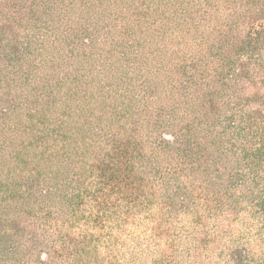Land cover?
Returning a JSON list of instances; mask_svg holds the SVG:
<instances>
[{
    "label": "rangeland",
    "instance_id": "374dc122",
    "mask_svg": "<svg viewBox=\"0 0 264 264\" xmlns=\"http://www.w3.org/2000/svg\"><path fill=\"white\" fill-rule=\"evenodd\" d=\"M35 1L0 35V264H264V194L234 178L235 127L264 105V0H87L97 23L82 0ZM128 136L138 189L111 185L115 211L86 230L97 159ZM12 219L29 247L2 239Z\"/></svg>",
    "mask_w": 264,
    "mask_h": 264
},
{
    "label": "trees",
    "instance_id": "16d2710c",
    "mask_svg": "<svg viewBox=\"0 0 264 264\" xmlns=\"http://www.w3.org/2000/svg\"><path fill=\"white\" fill-rule=\"evenodd\" d=\"M28 0H0V35L4 36L6 33H10L15 26V24L21 20L27 19L30 17L29 15V9L35 4H37V1H33L29 7L28 10H24V8L27 6L26 2ZM75 2V0H73ZM69 8H71V3L68 2ZM75 6L76 11L78 13V17L80 20L83 19L84 15L90 17L97 23L99 18H96L94 15V7L93 3H89L87 0H82L78 2ZM75 6H73L71 9H73ZM48 7V5H47ZM61 7L63 8L64 5L61 4ZM43 8H46V5L43 6ZM248 19L245 20L246 27L249 29L244 34L245 40L248 41L252 37V29L254 28V21L252 18L258 15H254L250 11L247 12ZM260 16V15H259ZM261 18V17H260ZM75 31L69 32L72 36V39L79 43V40L83 37V34H86L84 32H87L88 29H84V25H76ZM88 34V33H87ZM0 47H2L1 38H0ZM229 49H234L233 46L228 45ZM225 59V58H224ZM223 59V60H224ZM228 60V58L226 59ZM204 63V62H203ZM205 63L203 64L202 73H206L207 75L211 73L212 71H209V68H205ZM217 70L215 69L213 71V75H210L213 79H217V75L220 72L222 73L224 71V65L223 64H216ZM219 69V71H218ZM200 70V71H201ZM199 71V72H200ZM245 77V75H244ZM264 85V82H263ZM216 94H218L216 92ZM264 97V96H263ZM253 99L255 101L260 100L263 101L262 96L254 95ZM79 103V101H78ZM216 105L214 102H210V105L208 106V111L210 114L214 113V110L216 108ZM255 114H253L250 117H244L243 119L240 118V122L237 124L236 128V135H237V147L236 151L238 155L241 157L240 159L248 160L247 163L243 165V167L239 171H235L234 178L242 180V183H240L249 193L255 194V193H262L264 194V169L260 170V163L264 162V105L263 107L256 108ZM42 113V112H41ZM238 116V115H234ZM138 132V130L135 131V134ZM120 137V136H119ZM117 137L116 140V147H114L115 150L112 151V154H105V158L97 159V166L98 164L105 160V164L99 166L100 176H102L101 182L103 185L100 186L99 193H101L100 196H98V193L95 192V195L93 197H96V200L93 201L96 204V208H92L89 211V216L91 218H86L83 220V223L86 225V230L88 228H91L92 230H95L96 224H90V220L94 219L97 222L100 223H106L107 217H109V214H111L116 209L115 203L111 200V198L106 194V190L112 185V187H117L119 189H126L127 191L131 190L132 193L136 192L139 185L137 184L138 177H134L133 172H135V157H133V153L130 151V147L132 146V142H134V138L132 136L125 137L121 141H117L119 139ZM38 142L37 136L30 137L27 146L30 147V150L24 154L23 157L25 158H33L34 157V151L32 149H36V144ZM45 147H47V150L54 151L56 147H59V144H57L55 141L53 142V139H50L48 141H44ZM51 147V148H50ZM41 150V148H40ZM14 154L15 157L20 160H25L21 156V153H19L18 148H14ZM22 158V159H21ZM27 160V159H26ZM19 167V166H18ZM17 167V168H18ZM238 168V167H237ZM246 168V169H245ZM19 169V168H18ZM97 168L88 170L89 172L96 171ZM105 169H107V173L103 172ZM80 174H87V173H80ZM249 181L250 183H247ZM76 183L80 186V194H87L90 195L89 192V186L84 183V180L78 181L76 177ZM12 184V181L10 182V186ZM1 186V185H0ZM123 187V188H122ZM35 190L32 191L34 193ZM248 193V195H249ZM117 194V193H116ZM120 195V194H118ZM102 196V197H101ZM101 197V198H100ZM261 203V202H260ZM258 203V204H260ZM109 213V214H108ZM94 216V217H92ZM22 220H16L12 219L9 223H6L7 226H3L2 230L4 231L5 237H1L2 239H6L8 236L11 237L10 243L8 244V248H17L20 246L19 244H22L21 246L29 247L30 245L27 244V242L32 238L31 236H27V234L23 231H21L20 227L22 225ZM1 226V225H0ZM88 231L91 234H95L94 231ZM27 244V245H26ZM49 249L48 252L51 254V248L47 247Z\"/></svg>",
    "mask_w": 264,
    "mask_h": 264
}]
</instances>
